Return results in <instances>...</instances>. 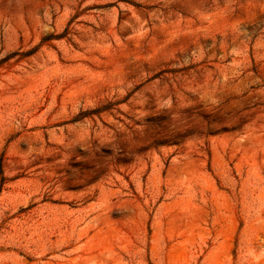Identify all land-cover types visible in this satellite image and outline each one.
<instances>
[{
	"label": "rangeland",
	"instance_id": "374dc122",
	"mask_svg": "<svg viewBox=\"0 0 264 264\" xmlns=\"http://www.w3.org/2000/svg\"><path fill=\"white\" fill-rule=\"evenodd\" d=\"M0 164V264H264V0H0Z\"/></svg>",
	"mask_w": 264,
	"mask_h": 264
},
{
	"label": "trees",
	"instance_id": "16d2710c",
	"mask_svg": "<svg viewBox=\"0 0 264 264\" xmlns=\"http://www.w3.org/2000/svg\"><path fill=\"white\" fill-rule=\"evenodd\" d=\"M60 37L61 36H57L56 38H60ZM107 108L108 107H101V108H97V109H94V110L89 111V112H81V113H79L78 116H76L74 118L73 121L74 122H78V121L82 120L83 118H87L89 115L101 114V113L107 111L108 110ZM5 182H6V178L3 175L2 167H1V164H0V193L2 191V188H3L4 184H5Z\"/></svg>",
	"mask_w": 264,
	"mask_h": 264
}]
</instances>
